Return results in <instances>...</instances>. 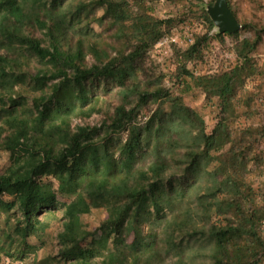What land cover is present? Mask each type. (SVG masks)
<instances>
[{
    "label": "trees",
    "instance_id": "1",
    "mask_svg": "<svg viewBox=\"0 0 264 264\" xmlns=\"http://www.w3.org/2000/svg\"><path fill=\"white\" fill-rule=\"evenodd\" d=\"M198 9L205 30L184 47L171 45L177 59L171 86L190 79L215 99L209 128L182 92L162 85L149 53L186 15L157 17L144 0H0V149L9 154L0 172V258L186 264L202 247L182 253L176 238L184 235L204 242L210 264H257L264 257V187L257 192L260 205L250 204L253 188L246 178L248 160L264 162V102L255 127L233 136L227 123L241 101L238 88L256 72L250 54L260 36L209 33L214 25L203 5ZM227 36L236 55L232 63L194 74L211 41L224 44ZM32 58L41 64L34 71ZM112 86L117 103L102 126L72 129L71 117L88 115L92 109L84 106L97 103L98 88L106 93ZM27 87L39 92L31 95ZM150 99L158 103L139 122ZM101 128L104 137L94 139ZM253 144L261 148L249 157ZM59 195L69 200L61 204L56 253L38 257L51 238L40 216ZM95 208L106 217L89 230L79 217Z\"/></svg>",
    "mask_w": 264,
    "mask_h": 264
},
{
    "label": "rangeland",
    "instance_id": "2",
    "mask_svg": "<svg viewBox=\"0 0 264 264\" xmlns=\"http://www.w3.org/2000/svg\"><path fill=\"white\" fill-rule=\"evenodd\" d=\"M132 1V0H130ZM147 5H151L153 8L152 13L157 17H165L168 15H186L183 23L172 27L168 31H172L178 35L179 41L175 45L184 47L189 41L186 40V35H192L205 30L204 21L201 17L198 7L202 6L206 8L207 5L212 4L214 0H144ZM231 10L237 17L240 23H246L249 26L240 27L238 38L248 36L255 38L258 34L260 36L257 46L254 52L250 54L251 63L256 68L255 74L244 79L241 87L238 88L237 95L241 101L235 107L232 114L227 117V123L232 131L233 136L238 134L239 130L251 125L255 127L259 121L260 115L258 109L261 103L264 102V0H229ZM101 9L96 11V15H100ZM91 26L94 31L99 32L100 25L96 21L91 22ZM167 31V32H168ZM213 32V31H212ZM211 32V33H212ZM174 46V45H173ZM173 46L163 49L160 52L150 51V56L154 59L155 67L154 74L162 75V85L171 87L170 92L176 93L182 92V99L184 102L195 108L201 117L204 119L205 125L209 128L216 115V103L213 97L206 98L205 95L196 87L193 86V82L189 79H185L180 86L172 85L174 80V73L176 71V57L174 56ZM236 57L233 51V39L230 36L225 38L224 44L219 43L213 39L210 46L204 50L203 56L196 61L194 68V74L214 72L223 63L226 67L232 63ZM41 65L39 61L32 58L31 70L35 66ZM189 67V64H187ZM186 82L190 86H186ZM29 94L33 95L38 93L37 89L33 90L27 87ZM101 87L97 91V103L93 106L92 103L84 106V109L91 108L92 110L88 115L73 116L70 119V127L73 129L77 125H101V122L106 119L109 113L112 112L114 104L117 103V87L112 86L106 90V93L102 92ZM29 97V96H28ZM29 100V98H28ZM157 101L149 100L148 107H145L138 114V121H145L153 109L157 105ZM102 126V125H101ZM105 127V126H104ZM105 129L101 128L99 132L94 136V139H100L104 137ZM119 139L122 141L125 138V133H120ZM115 136V135H113ZM261 146L253 144L250 149H247V154L250 157L255 155L260 150ZM9 164V154L5 150L0 149V172H2ZM248 172L246 173L247 181L250 182L253 188V194L251 195L250 204L260 205V198L257 194L258 188L264 187V162L255 161L254 159L248 160L247 164ZM205 176L201 177V185L204 184ZM69 199L64 196H58L57 202L54 207L44 212L40 218L45 225V231L51 238L47 236L46 244L42 248L37 249V256L41 257L47 253L54 254L57 250L56 233L61 229L62 222V203L67 202ZM246 202V201H244ZM54 213L53 217L49 218V213ZM199 216V214H198ZM196 217L197 221L201 222V219ZM106 217V213L103 209H92L89 213L81 215L80 221L84 223L89 230H96L101 220ZM264 228V224L262 225ZM98 232L95 237H98ZM187 239H189L187 241ZM130 240V238H129ZM203 241V240H201ZM176 242L181 243L182 253H191L198 246L202 247V251L196 252L193 261L185 260L186 264H210V260L206 252L204 251V242L196 239L191 240L188 235L180 236L176 238ZM175 251V250H174ZM173 250L167 255V260L172 262ZM2 259H7L2 257ZM99 259V258H97ZM6 264H15L16 261L10 259L5 260ZM264 264V257L257 263Z\"/></svg>",
    "mask_w": 264,
    "mask_h": 264
},
{
    "label": "water",
    "instance_id": "3",
    "mask_svg": "<svg viewBox=\"0 0 264 264\" xmlns=\"http://www.w3.org/2000/svg\"><path fill=\"white\" fill-rule=\"evenodd\" d=\"M205 9L219 32L232 33L239 30L240 22L232 12L227 0H214Z\"/></svg>",
    "mask_w": 264,
    "mask_h": 264
},
{
    "label": "built area",
    "instance_id": "4",
    "mask_svg": "<svg viewBox=\"0 0 264 264\" xmlns=\"http://www.w3.org/2000/svg\"><path fill=\"white\" fill-rule=\"evenodd\" d=\"M217 28L214 26L209 33H211L212 31H215ZM186 40L187 41H191L192 37L190 35H186ZM179 41L178 39V35L172 31H168L166 33H164L153 45V48L151 49L152 52H160L163 49H168L170 48V46L172 44H175ZM7 259H2L0 258V264H6L7 261H5ZM15 264H22L21 261H16Z\"/></svg>",
    "mask_w": 264,
    "mask_h": 264
},
{
    "label": "crops",
    "instance_id": "5",
    "mask_svg": "<svg viewBox=\"0 0 264 264\" xmlns=\"http://www.w3.org/2000/svg\"><path fill=\"white\" fill-rule=\"evenodd\" d=\"M229 4H230V2H229Z\"/></svg>",
    "mask_w": 264,
    "mask_h": 264
}]
</instances>
